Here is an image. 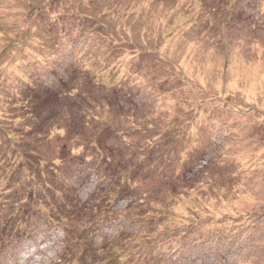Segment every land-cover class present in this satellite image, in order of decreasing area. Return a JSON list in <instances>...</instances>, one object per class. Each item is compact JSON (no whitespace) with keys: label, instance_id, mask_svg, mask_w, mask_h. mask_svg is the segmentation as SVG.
I'll return each mask as SVG.
<instances>
[{"label":"rangeland","instance_id":"374dc122","mask_svg":"<svg viewBox=\"0 0 264 264\" xmlns=\"http://www.w3.org/2000/svg\"><path fill=\"white\" fill-rule=\"evenodd\" d=\"M7 221L0 264H264V0H0Z\"/></svg>","mask_w":264,"mask_h":264},{"label":"trees","instance_id":"16d2710c","mask_svg":"<svg viewBox=\"0 0 264 264\" xmlns=\"http://www.w3.org/2000/svg\"><path fill=\"white\" fill-rule=\"evenodd\" d=\"M14 204H12V205H14ZM15 205H18V204H15ZM10 210H12V207H10ZM82 212L83 211L81 210L79 213L82 214ZM83 213H84L83 214L84 215L83 217H89L91 215V211H84ZM115 213H118V210H115L111 215L113 216V214H115ZM104 216L105 217H108L109 215L107 213H105L104 215H101V217H104ZM10 217H12V218H9L8 220H13V221H16L17 222L16 223V229L20 225V221H22V220L25 221V220H28V219L30 221V218L27 219V217H29L28 210H26L23 206H19V205H18L17 210L15 211V213L13 215L10 214ZM147 217L148 216L141 217V221H143V219L145 220ZM216 224L214 226H216ZM192 225H190V226H192ZM217 226H219V225H217ZM12 229H13V226L10 227L8 225V221L6 222V225H4V227H0V242H2L5 239H11L10 237H12V236L10 234L14 233ZM18 229L19 230L17 231V234H19V233L22 232L21 229H20V227ZM209 231L210 232H206V233H202V231H200L201 237L202 238H206L207 240H213V241H216V242H220V240L217 241V239H218V237L221 234H224L222 232L225 231V230H224L223 227H219L218 230L211 229ZM156 233L157 232L154 231V230L151 231V232L150 231L149 232H146V235L145 236L147 238H145V239L147 240V242H151L154 239L153 236L154 235H157ZM183 233H185V231H182L181 232L182 235H183ZM17 234H13V238L15 236H17ZM181 234H180V236H181ZM169 235L172 236V232H170ZM121 236L122 237H125L124 234H122ZM177 237H179V235L176 236V238ZM201 237H199V238H201ZM176 238L169 237L167 240L160 241V242L154 244L155 245L154 248L157 249V250H159L158 253H160L162 255H165V256L167 255L170 258H173L176 255V254H174L175 251H176L174 249H175V247L178 244ZM181 238H184V237H181ZM226 238H230V235H228ZM226 238H225V240H226ZM117 239H118V241L117 240L116 241L114 240L113 242H112V240H111V242L110 241H106V244L108 243V244H110L112 246V249H116V247L113 246V245L117 244L118 242H123V245H128V246H126L128 249H125L124 250V248L121 247V248H119L120 254H117L115 252H110V253H107V256H105V257H102L101 256V259L102 260H105L106 258L109 259L110 262H111L109 264H121L122 261L127 262V264H140V263L141 264H145V262H147L146 261V258H148V256H147L148 253H147V255H145V251H144L145 249H143L144 247L140 246L138 248V246L135 245V247L133 246L132 249L130 248V246L132 245V243L134 242V240L136 238H134V239L129 238V239H132L133 240L131 244L130 243H126V241H121L122 238L119 237V236H118ZM129 239H127V240H129ZM83 240H84V242L82 240L81 241H78V244L80 246V248L78 247L79 248V251L78 252H72L70 255H68V257H66V255H65L64 256V260L61 259L59 261V263H57V264H92L91 262L88 263V262H86V260H84V257L83 256L85 254L86 248H88L87 247L88 239L85 238ZM184 240H186V238H184ZM194 240H196V239H194ZM92 241H93V239H91V242L89 244H91ZM161 243L163 244L164 248L163 247H159V244H161ZM10 245H11V243H8V245H7L8 248H10ZM0 246H2V245H0ZM69 246L70 245H68V247ZM101 251L102 250L98 249V251L95 254H100ZM0 252H1V250H0ZM91 252H93V251L91 250ZM0 256H1V253H0ZM94 261H95V259H94ZM98 262H99V264H101L99 260L96 261V263H98ZM137 262H139V263H137Z\"/></svg>","mask_w":264,"mask_h":264}]
</instances>
